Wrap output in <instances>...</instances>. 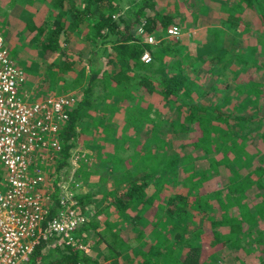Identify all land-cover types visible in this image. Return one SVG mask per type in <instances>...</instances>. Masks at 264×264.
<instances>
[{"label":"trees","instance_id":"16d2710c","mask_svg":"<svg viewBox=\"0 0 264 264\" xmlns=\"http://www.w3.org/2000/svg\"><path fill=\"white\" fill-rule=\"evenodd\" d=\"M48 1L58 12L47 15L46 20L36 28L35 36L41 41L48 69L57 75L71 73L75 77L74 84L78 83L81 87V99L75 106L64 108L67 119L59 129L58 141L62 149L56 170L68 165L67 159L70 150L77 144L82 121L88 120L85 114L96 109L100 103L98 93L107 104L103 116L96 118L104 126L105 134L111 133L113 128L118 129L119 124L112 112L119 108L118 104L130 102L124 112L134 118L132 137L124 138V132L120 137L112 134L105 137L112 143L114 152L105 154L107 160L98 161L105 174L102 177L99 175V182L108 183L109 190L100 188L98 193L80 194L76 199L82 207L97 194L103 200L107 199L106 210L111 208L117 217L122 216L130 222L134 236L127 239L135 240L137 245L130 248L128 241L118 231L110 232L112 226L108 225L103 230L108 233L109 239L104 238V231H100L96 223L97 216L104 209L83 225L78 235L98 231L100 239L104 238L107 253L102 264H217L220 259L237 264L246 259L249 248L255 250V255L258 253V264H264V228L259 230L264 226V156L240 180L213 192L201 191L203 182L209 181L207 176L211 173L220 175V168L226 167L227 153L235 152L233 142L241 140L244 143L250 136H259L264 144L263 113L259 109L247 111L252 106L258 108L262 105V84L249 82L253 89L236 104L240 113L221 109L229 97L222 98L218 103L211 100L206 105L192 103V87L201 72V59L194 58L179 44L176 45L177 42L171 44L164 38L168 28L182 26L178 13H168V3L158 8L157 0H137L131 23L118 25L110 14L116 0ZM236 2L245 5L246 9L257 14L261 22L264 21V4L260 0ZM227 15L225 25L237 34L240 18ZM149 36L156 44L144 42ZM147 50L152 56V65L140 63L142 54ZM217 50L222 55L212 60L223 62L227 52L233 48L229 49L224 44ZM243 63L240 71L245 67ZM83 66L89 69L87 77L83 76ZM230 74L228 79L235 82L238 71H231ZM224 78L227 79V76ZM214 90L210 87L203 97ZM155 95L168 108L170 116L145 103L146 98ZM159 120L164 122V135H171L169 140L177 141L176 148L183 153L168 160L165 163L167 169H160L159 166L146 169L147 173L139 183L133 180L118 193L119 177H113V174H121L123 160L117 151L129 141L140 144L150 153L156 150L168 155L176 154L175 146L170 144L173 149L169 151L164 140L150 143L147 128ZM222 152L224 157L218 159ZM199 157L208 161V169L202 172L192 170L191 164ZM56 170L53 171L55 174L58 173ZM82 174L89 176L86 171ZM151 174L155 176V181L150 182ZM198 176L202 177V182L196 185L194 180ZM148 186L151 188L149 192L146 190ZM168 187L180 189L168 191ZM53 197L56 201V195ZM144 218L150 219L146 227L141 223ZM59 244V240L39 244L26 264H100L96 257ZM206 247L213 248L209 250Z\"/></svg>","mask_w":264,"mask_h":264},{"label":"rangeland","instance_id":"374dc122","mask_svg":"<svg viewBox=\"0 0 264 264\" xmlns=\"http://www.w3.org/2000/svg\"><path fill=\"white\" fill-rule=\"evenodd\" d=\"M156 2L158 3V8H162L163 5L168 3V13H178L179 18L182 20V26L179 28L180 35L177 38H170L165 34L164 38L170 40L171 44L177 42L176 45L179 44L194 58L201 59L199 63L201 72L197 75L198 78H195L192 87V91H194L192 103L206 105L211 100L218 103L221 102L222 98L229 97V100L226 101L225 105L221 106V109L240 113L241 110L236 107V104L242 100L243 96L249 95L253 89L254 86H251L249 82L259 83L264 87V21L262 20L261 22L257 14L246 9L245 5L236 2V0H157ZM260 2L264 4V0H260ZM226 3L228 4L225 5ZM136 4L137 0H116L110 12L112 20L118 25L130 24L132 21L131 17L135 13ZM51 5L48 0H0V32L11 59L27 76L22 93L29 96L33 101L47 100L50 99L49 97L56 95L65 96L69 101L67 107H73L81 99V87L78 83L74 84L75 77L71 73L58 74V76L48 69L46 58L41 50V41L35 36L36 28L46 20L47 15L58 12ZM227 14L240 18L239 32L237 34H233L228 26L225 25ZM38 18L40 19L39 22ZM179 18L177 17V19ZM232 39L235 41L233 44ZM144 42L146 43V39H144ZM224 44L227 48H233V50L227 52L223 62H214L212 58L221 57L222 54L217 49ZM152 62L150 63L151 65ZM241 62H244L245 67L243 66L240 71ZM140 63L142 65H150L141 62V59ZM226 64L228 65L227 67ZM83 67V76L87 77L89 69L86 66ZM224 67L226 68L222 70ZM234 70L238 71L239 75L235 82H232L228 78L231 75V71ZM223 76H227V79ZM225 84H227L226 87ZM210 87H214L215 90L211 94L208 92L209 94L203 97L204 92L208 91ZM98 94L100 103L96 109H92L85 114L88 120L82 121L83 124L79 128L80 136L77 144L70 150V156L67 159L68 165L61 167L57 171L58 157L49 164L50 173L56 170L60 183H63L68 191H71L74 195L77 194V196L80 194L98 193L100 188H106V190L110 188L108 183L99 182V175L102 177L105 174L100 169L98 161L100 159L107 160L108 158L105 154L114 152L112 143L105 140V137L109 134L119 136L122 132H124V138L132 137L130 134L134 118L124 112L130 106V102L118 104L117 107L119 108L115 111L111 109L119 126L117 130L113 128L111 133L105 134L104 126L99 124L96 118L103 116L105 110H107V104L101 100L102 95ZM262 97V105L260 107L254 108L252 106L247 111L259 109L264 117V96ZM135 98L137 99V97ZM236 98L239 100H236ZM145 103L157 108L162 114L170 116L168 108L157 95L146 98ZM112 106L113 104H111ZM111 114L107 117L104 116L101 121L104 118H108ZM163 123V121L159 120L154 126L147 128L151 136L150 143L153 144L155 141L158 143V139L164 140L168 144V149L170 148L169 151H171L173 147L170 144L176 148L178 142L173 141V139L169 140V137H172L171 135H164ZM84 128L87 130H84ZM120 143L121 140L118 144ZM233 145H235V152L227 153L229 163L225 164L226 167L220 168V175L210 172L211 174L207 176L209 181L203 182L201 191L205 193L213 192L218 188H223L226 184L240 180L251 170L252 165L264 156V144L259 136H250L244 143L238 140L233 142ZM241 145H244V147ZM174 150L176 151L175 155H168L156 150H152L150 153L147 149H143L140 144H135L133 141H129L124 148L118 151L115 150L123 160V165L120 166L123 170L121 174H113V177L116 175L119 177L116 191L119 193L133 180L139 183L144 174L147 173L146 169L151 170L158 166L160 169H167L168 166L165 163L181 156L183 153L180 149L176 148ZM223 157L224 153L222 152L218 159ZM254 157L255 160L253 159ZM196 159L191 164L192 170L202 172L208 169L207 159L204 157ZM2 168L3 166L0 163L1 180L5 178ZM82 171H86L89 176H83ZM50 178L52 179L53 176L50 175ZM152 181H155V176L152 177L151 174L150 182ZM201 182L202 177L200 176L194 180L196 185ZM177 188L180 189L179 187ZM177 188L171 189L168 187L166 189L175 191ZM150 189V186H148L147 192ZM79 206L82 210L81 213L89 220L94 219L96 213L98 214L104 209L103 213L96 218L98 229L104 231L103 228L105 229L106 225L112 226L110 232L117 233L118 231L119 235L128 241L127 245L130 248L137 245L135 240L129 241L127 239V237L134 236L131 232L132 225L130 222L122 216L117 217L113 209L109 208L106 210L108 200H103L100 194L92 197L84 207L80 204ZM149 222L150 219L144 218L141 223L146 227ZM263 228L264 226H261L259 230L263 231ZM97 233L98 231H90L89 235L84 234L80 235V237L85 244H89L90 252L87 256L98 258V262L102 264L103 256L107 253L103 239L107 237L109 239V236L104 231V238L100 239ZM207 246L210 245L208 244ZM206 248L211 250L213 247ZM254 251L253 248L247 249L246 259L237 264H258L259 255L258 253L255 255ZM217 264L231 263L228 260L220 259Z\"/></svg>","mask_w":264,"mask_h":264},{"label":"built area","instance_id":"2783aa9c","mask_svg":"<svg viewBox=\"0 0 264 264\" xmlns=\"http://www.w3.org/2000/svg\"><path fill=\"white\" fill-rule=\"evenodd\" d=\"M166 35L177 38L180 29L170 27ZM146 43L156 41L149 36ZM140 59L152 62L148 50ZM26 79L0 32V163L5 174L0 183V264H26L36 246L53 240L84 255L90 252L78 230L91 219L81 213L77 194L49 166L62 149L59 129L69 101L60 95L31 100L22 93Z\"/></svg>","mask_w":264,"mask_h":264},{"label":"crops","instance_id":"0c3cea01","mask_svg":"<svg viewBox=\"0 0 264 264\" xmlns=\"http://www.w3.org/2000/svg\"><path fill=\"white\" fill-rule=\"evenodd\" d=\"M40 21V19L38 18V22ZM35 25V24H34ZM19 27V26H18ZM37 27V26H36ZM52 60H53V58H52Z\"/></svg>","mask_w":264,"mask_h":264}]
</instances>
